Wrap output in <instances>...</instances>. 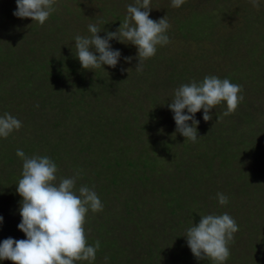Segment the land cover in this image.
<instances>
[{
	"label": "rangeland",
	"instance_id": "rangeland-1",
	"mask_svg": "<svg viewBox=\"0 0 264 264\" xmlns=\"http://www.w3.org/2000/svg\"><path fill=\"white\" fill-rule=\"evenodd\" d=\"M85 1L86 0H58L56 5H54L56 8L55 13L60 19V27H62V30L56 31L54 39H57L59 43H62V47L64 48L69 46L68 53L72 50L71 45H75V41H73V39L78 36L79 33H81L83 28L84 22L82 20L84 19H80L81 14L77 15V13L80 9L78 4H82V2L87 4ZM259 2L260 7L257 9L252 6L251 0H186V2L181 7L174 8L171 6V0H151V7L153 8L149 12V17L151 19L158 21L159 19L163 18L164 15L166 16L168 14L171 16L176 15V18L179 19L172 20L170 19L171 17H169L170 20H168V22L171 25V30L174 32V34L170 36V43L164 46H157V52L155 56L143 61V70L139 71L141 74L139 73V75L132 76V73L137 71L135 68L139 63L138 56L134 54L131 56L130 61L127 60L128 62H125L124 64L121 62V65L117 63L116 67L119 68L121 66L118 72L108 73V76L104 78L106 83L113 84V87H115V89L112 87L109 90L110 92L113 89L115 91L118 89V93L123 92V89L126 91H131V94L134 95V100L132 102L133 106L128 108H134V111L138 113L136 116L138 117L140 123H143L144 121L148 122L144 118L151 117L152 119L154 118L153 115H156L157 117L159 116L158 118H161L162 120L168 116H171L168 113L169 108H163V104L170 103L174 99V92L180 87L178 85H180L182 80L183 82H187V79L184 76L182 77L183 73L181 71H185L186 66L185 69H181L180 64L182 60H185L182 59L184 57L195 60L198 63V68H202L204 75L208 74L207 76H216V74L221 75L226 74V72H230L233 78L238 81L236 84L241 85V83H243L242 88L244 89V91L241 93L244 99L241 101L235 113L228 116L229 118H227V120H225L223 116V113L227 109L226 105V109L221 108L220 106L210 109L209 114L212 116V119L207 122L203 120L204 113L202 112V109L194 115V119L199 116V118L196 119L199 121L197 125L198 144H202V142L205 143V140L208 138L203 137V139H200L201 134L208 135L215 131H217L215 132L216 138L221 141L219 143H230L233 141L232 137H235V140H243V142H241V146L238 148L235 147L239 153L237 160L231 167V171L230 169H224L220 173L221 166L218 164V162L215 164L209 160H205L204 158H199L198 154L203 153L200 148H193V151L186 150L181 154L182 159L186 160V166L184 165V169L187 167L188 170H191L194 165H196L195 163H202L204 165L210 163L213 165L212 174H215L217 179L215 181V187L212 188L210 194L214 193L213 199H217V193H223L228 197L229 203L227 205H220L217 199L212 205L211 199L209 198V200H207V195L203 196L199 190L194 193V195L198 196V204H193L192 209L194 212H191L193 215L192 217L190 215L191 213H189L185 207L186 205H182L184 201L182 198H180V196H183V199L185 200L186 197L188 199L189 197L183 194V190H179L180 196L179 199L176 200L180 203V207L184 209L180 212V215L187 217L183 219L184 227L180 228L177 224V221L166 209L167 203L171 201L169 196L167 199L164 198L160 191L156 193H150L149 191L147 195H143L144 192L141 194L138 192L140 195L138 203L142 202V196H145L147 205L142 207L140 213L137 214V217H134V221L138 219L140 222V233L133 234L134 227L133 225H130V223L127 224L126 220L130 217L125 215L124 207L125 201L129 200L130 197L137 198V193L133 192V184L129 183L131 180V173L128 172L127 175L124 174L121 178H127L129 180H125L120 185L116 184L113 186V191H110V195H107V192L104 193V196H108L110 198L109 202H111V205L109 210L112 214H114V217H112V226L109 227L111 232L112 230L114 231L112 236L107 237H119V248L124 254L121 256L120 263L115 260L116 264H128L126 262L127 256L132 259L133 264H143V262L148 257L151 258L152 261H157L158 264H165V260L168 259V256H174V254L176 257H178V255L180 256L182 263V258H185L183 253L186 255V258L189 259L191 256H193V254L191 253V250H187V248H189L187 245V240L183 241L186 243V246L182 249V251L176 247H173L171 242L175 239L174 237L177 236V232L184 234L185 230L187 231V229L192 225H197L203 216L202 214L221 215L224 213L229 214L235 219L239 229L234 234V242L229 244L230 257L226 262H224V264H264V0H259ZM135 3L136 0H90L89 2L92 8L94 6L96 9L104 8L107 22V24H105L106 32H109L110 26L112 29L111 32L113 30L117 31L120 23L122 24L124 21L120 15L126 14L127 16V6L135 5ZM63 6L73 8V12L71 14L66 13L65 10H62L64 9ZM205 14L211 19L210 21H212L214 26L210 27ZM118 17H120L122 21H119L120 19ZM14 20L21 22L20 19L16 20L14 18ZM13 24V18L9 20L4 19L0 21V29L4 28V26H8L7 28H9V25L12 27ZM191 29L194 32L195 30L198 32L196 36L199 37L201 34H204L205 37L199 39H196V37H191L196 41L190 37L189 39L187 37L189 32L187 31H190ZM3 38L4 37H2V39ZM229 39L230 41L228 43ZM232 42H235L237 45L236 52L238 53H232L233 51L229 52L225 49V46ZM128 44L131 43H127V45ZM131 45L133 48H136L133 44ZM116 49H121V47L114 48V50ZM119 52L121 54L119 60L125 59V52L121 50H119ZM62 54L66 55L65 52H62ZM156 58H164V62ZM167 58L171 59V61H165ZM131 62L133 64H131ZM171 62H176L178 65H173ZM196 62L194 64H196ZM200 66H203L204 68ZM188 68H191V66H188ZM197 70L200 72L199 69ZM0 72L5 73V75L0 73V82L7 81V84L9 83L12 85L16 84V79L22 74L16 73V70H10L9 73L12 75V77L7 78L5 71L0 70ZM124 72L127 75L121 79L124 76ZM149 74L150 76H155L153 78L149 76L147 80H145L144 78H146ZM39 75L36 77L39 78ZM192 76L195 77L194 74H192ZM158 78H161L163 82L157 80ZM88 79L85 78L84 83H88ZM67 80L68 78L56 81L58 91L61 89L66 91V97L68 98V94L73 93L76 99H78L79 93L82 95H80L82 97L81 99L83 100L82 102L86 106H95V108L99 109L93 99L96 96L94 95L95 97H93L92 94L88 95L85 85L78 87V84L82 82H77L74 78L70 79L69 81ZM51 81L46 83L47 87L51 85ZM61 82H64L66 86L61 85ZM119 82L122 83V90L120 88ZM154 83L157 85L155 86ZM33 87L35 86L32 84L28 89L20 91L19 94H28L31 89H33ZM78 90H81V92ZM99 91L102 93L101 90ZM105 91L106 90L104 89V92ZM94 92L96 93V91ZM137 96L140 102L145 101L149 104L150 101L148 99L152 98V105H146L142 107L137 106ZM162 98H164L165 101L163 104L160 103L158 105H154L155 102H158ZM29 103L33 106L35 105L34 100H30ZM71 108H73V114H78L80 117L85 116L88 118L89 114L84 112L82 113V111L79 110L78 103L76 101L73 102ZM97 109H93L92 112H95ZM103 109L104 108H101V110ZM154 110L158 111L152 115ZM41 111L43 114H41ZM184 113L188 114L187 109H185L182 114ZM146 114H148V116ZM35 116V119L39 121V124L43 125L48 123L49 125L47 126H57L56 129L58 135L60 133H64V135L72 132L77 133L81 129V121L79 119L76 121L72 120L70 122V119L60 116L56 113V110L53 109H45V111H43L41 108L40 111L35 112ZM111 118L112 117H107L108 120H106V122H114L116 124L123 123L121 117L117 118L114 116L113 119ZM35 119H33V121L35 122L34 124L37 125ZM57 121H59V125L56 123ZM82 121H84V119H82ZM163 124L165 125V122H163ZM101 128H105V125ZM165 129L166 128H160V131L164 133ZM20 130L24 131L23 136L25 138L35 135L37 132V129L34 128V125L28 126L27 124H24L18 131ZM171 130L175 131V135L178 134L174 128ZM251 131H255L254 134L258 132V134L254 136L252 134L250 135ZM58 135L55 134V136ZM140 135L141 132H138V137ZM55 136L53 135L51 138L55 140ZM164 138L166 139L165 136ZM132 141L133 138L128 136V143H126V145ZM117 143V138H115V140L105 143L103 148H107L112 152H115V145H118ZM42 144L45 147V143L42 142ZM0 147L8 148L5 143L1 144ZM244 148L246 149L245 151L247 153L251 151H255L256 153L254 152L252 155L247 156L244 151L240 152V150ZM97 151H99V155L101 152L100 149ZM78 154L79 153L77 150H75L74 156ZM146 158L147 157H145V159ZM178 158L180 159V156H178ZM6 159L7 156H0V160L4 161ZM96 159L97 157L95 156L94 160ZM161 159L163 161L167 160L164 156H162ZM152 160L153 158L150 161H147L152 162ZM73 163L85 164V161L78 160L76 158L67 161L66 164H68L70 167H66L64 171L67 172L66 174H68V177L76 176L79 171L80 173H84L85 176L78 174L76 184H88L87 177H89L91 178L93 186L91 183L90 185L97 191L102 190L100 185L104 184L103 180L99 184V181H97L98 179L89 174V170L85 172L84 167H81L82 169H77L76 167L72 169L71 166H74ZM173 167L171 171H173ZM159 168H162V165H160ZM228 171H230V173L233 175L232 183L235 182L230 188L223 187V183L225 181H223L224 175L222 174ZM159 172L161 171H158V173L155 175V178L153 179L154 184L160 187L163 184L166 188L171 187L172 182L170 181H173L179 177V174L176 171L167 177H165L166 174L164 173V175L162 174L163 178H159V176H161ZM253 173L255 175H251ZM239 174L242 176L239 177ZM153 179L150 177L151 181H153ZM181 180L186 183L185 179ZM243 180L247 186L243 185ZM197 182H200L204 186L206 185V182L203 180H198L193 183L196 184ZM190 186L191 185L189 184V187ZM199 186L196 187V190H198ZM246 187L247 190H245ZM257 187H259V189L256 191ZM96 190L95 192L98 193ZM187 192L189 193V191ZM115 196L117 197L116 199H114ZM202 204H205L204 209L202 208ZM199 206L202 208V211L195 212ZM11 208V205L3 204L0 200V217H3V224H0V228H3L4 224H8L6 222H10L9 228H12L13 230H15V227L18 225V223L14 220L19 215L16 214ZM179 208H177V210ZM144 210L145 215L141 216ZM148 210H154L156 213L155 216L153 212L149 213L147 216L146 211ZM187 214L189 215L187 216ZM145 216L147 218L146 221L143 219ZM90 226L91 227L88 228V223H85L84 227L87 238L96 236V234H98L96 224L93 222ZM112 227L114 228L112 229ZM2 237H4V234H2ZM182 237L183 235H181V238ZM1 238L0 242H2ZM183 239H186V237ZM162 250H165V252H161ZM178 251L181 252L179 253ZM97 253V259H95L96 261H93L92 264H108V260H105V255L98 256ZM104 254H106V252H104ZM154 254L158 255L156 259L153 256ZM195 260L198 259L193 256V264ZM205 260H207V258H205ZM189 263L190 261H188L186 264ZM0 264H12V262L9 260H0ZM76 264H89V262L77 261Z\"/></svg>",
	"mask_w": 264,
	"mask_h": 264
},
{
	"label": "trees",
	"instance_id": "trees-1",
	"mask_svg": "<svg viewBox=\"0 0 264 264\" xmlns=\"http://www.w3.org/2000/svg\"><path fill=\"white\" fill-rule=\"evenodd\" d=\"M85 2L87 4H85L84 2H82V4H78L80 9L78 10L77 15L81 14L80 19H84L82 20L84 22L82 31L78 34V36L90 37L91 33L88 30V26L90 24H95L101 29V31L97 35L101 38H105L107 33L105 31V24H107V22L104 8L96 9L95 6L92 8L89 4L90 0H86ZM63 8L64 9L62 10H65L68 14H71L73 12V8L65 6H63ZM15 11L16 0H0V21L4 19L9 20L11 18H13L14 21L12 27H10L9 25V28H7L8 26H4L5 29L2 28L4 30L0 29V70L6 72L7 78L12 77V75L9 73L10 70H16V73H22L20 77L16 79V84L14 85L9 83L7 84V81L0 82V116H3V114L7 112L19 119L22 124L24 123L28 126L34 125V128L37 129L35 135H31L26 138L23 136L24 131L22 130L14 131L6 139L0 138V145L5 143L8 146V148L0 147V156H7L6 160H0V200L3 204L11 205V209L19 215L14 220L15 222H17L18 224L21 222L19 209L21 207L22 201V198L16 191L18 181L20 178H22L21 174L23 164V161L16 156L17 149L23 150L25 155L28 157L38 154L39 156H47L52 159L58 167L57 183L59 182V178H70L68 177V174H66L67 172H65L64 170L66 169V167H70L68 165L70 163L66 164V162L73 158L84 160L85 164L80 163L81 165H83L81 166L79 163H73L74 166H71L72 169L74 167H76L77 169H82L81 167H84L85 172L89 170V174L96 177L98 179L97 181H99V184L103 180L104 184L100 185L102 187V190L100 191H97L94 187H92V181L89 177H87L88 184L77 183L76 189L83 185H87L89 188H93L98 192L97 194L101 202L103 203L104 207L102 212L92 213L91 211H89L87 214L86 222L88 223V228H90V225L94 222L98 231V234H96V236L88 237L87 241L89 245H94L97 240L100 241V253L99 251H97V255H105V257H107L108 264H116V261L120 263L121 256H123L124 254L119 248V237H107L112 236V233L114 231L112 230L111 232L109 229V227L112 226L111 223L114 214H112L109 210L111 205V202H109L110 198L108 196H104V193L107 192L106 194L110 195L109 193L110 191H113V186H115L116 184L120 185L125 180H129L127 178H121L124 174L127 175L128 172L131 173V180L129 183L133 184V192L137 193V198L130 197L129 200L125 201L124 207L125 215L130 217L126 220V222L127 224L130 223V225H133L134 227L133 234L140 233V222L138 219L134 221V217H137V214L140 213L142 207L147 205L145 196H142L143 201L138 203V199L140 197L138 192H140V194L144 192L143 195H147L149 191L150 193H156L160 191L164 198L167 199V197L169 196L171 198V201L167 203L166 209L177 221V224L180 228L184 227L183 219L187 217L180 215V212L184 209L180 207V203L177 201L180 196L179 190H183V194L189 197V199L186 197L184 200L183 196H180V198H182V200L184 201L182 205H186L185 207L187 208L189 213H191L192 211L194 212V210L192 209L193 204H198V196L194 195V193L199 190L201 191L203 196L207 195V200H209V198L211 199L212 205L216 202L217 199H213L214 193L210 194L212 188L215 187L214 185L217 179L216 175L212 174L213 165L210 163L206 165L202 163H195L196 165H194L191 170H188L187 167L184 169V165L186 166V160L182 159L181 154L186 150L193 151V148H200L203 153L198 154L199 158H204L205 160H209L210 162L215 164L218 162V164H220L221 166L220 173L224 169H230L231 171V167L237 160L239 153V151H237L235 147L238 148L239 146H241V142H243V140H235V137H232L233 141L230 143H219L221 141L216 138L215 132L217 131H215L212 134L208 135L201 134L200 139H203V137H208L205 140V143L202 142V144H198L197 141L195 143H192V141L184 138L179 132L177 135H175V131L171 130L172 128L176 130V124L173 118L174 113L170 109H168V113L171 116H168L164 120L158 118L159 116L157 117L156 115H153L159 110L158 109L157 111L154 110L152 112L154 118L151 119V117L147 118L145 116L146 118L144 119H146L148 122L144 121L143 123H140L138 117L136 116L138 115V113L134 111V108H128L133 106L132 102L134 100V95L131 94V91L124 90L122 83L119 82L120 88L121 90L123 89V92L118 93V89L116 91L114 90L115 87H113V84L105 82L104 78L108 76V73L118 72L121 66L118 68L116 66L109 67L108 65H102V68L99 69H83L78 58L76 57L77 49L75 45H71L72 50L68 53L69 46L64 48L62 47V43H59L57 39H54L56 31L62 30V27H60V19L55 12L50 15L48 20L43 25H40L35 21L32 22L30 18H18L14 16L13 13ZM120 17L125 19L126 14L120 15ZM120 17H118L120 19L119 21H122ZM165 17L167 20H179L176 18V15L171 16L170 14H168ZM169 17L171 18L169 19ZM14 18L16 20L20 19L21 22L15 21ZM207 19L210 27L214 26L208 16ZM111 30L112 29L110 26L109 32H111ZM169 30H171V27L169 28ZM169 30L168 37L169 39H171L170 36L174 34V32L172 30ZM114 31L115 30H113L112 32ZM187 32H189L187 34L188 38L196 37V39H199L205 37L204 34H201L199 37L196 36V34H198L196 30L194 32L191 29ZM2 37L4 38L2 39ZM73 41H75V38L73 39ZM229 41L230 39L228 40V43ZM117 43H119V41H116L115 39L109 41L112 50H114V48L121 47V49L116 50L125 52V58H127V56L131 57L134 54L137 55L136 48H133L131 44L127 45L126 43L122 42H120L121 44ZM134 47L136 46L134 45ZM225 49L229 52L233 51L232 53H238L236 52L237 45L235 44V42L227 44V46H225ZM90 50L94 51V49ZM62 52H65L66 55H63ZM96 54L98 55V53ZM156 59L162 60L164 62V58ZM182 59L185 60H182V62L180 63L181 69H185L186 66L185 71L181 70L183 73L182 77L184 76L187 79V82H183L182 80V82L178 86L191 83L192 81H196L197 83H199L204 79L205 76L208 75H204L202 68H198V63L195 60L186 57ZM165 61L170 62L171 59L167 58V60ZM121 62L124 64L128 61L126 59H121L118 61V64L121 65ZM195 62L196 64H194ZM131 64L133 63L131 62ZM171 64L178 65V63L176 62H171ZM188 66H191V68H188ZM197 69H199L200 72H198ZM0 73L5 75L4 72ZM139 73V71H136L135 73H132V76L139 75ZM123 74L124 76L121 79H123L127 75L125 72ZM192 74H194L195 77H193ZM38 75L39 78L36 77ZM149 76L150 74L144 79L147 80ZM154 76L155 75L150 77L153 78ZM216 77L220 79H229L230 82L234 84H236V82L238 83V81L233 78L230 72H226V74L221 75L216 74ZM66 78H68L67 81L74 78L77 82H82L83 84H78V87L85 85L86 90L88 91V95L92 94L93 97L96 96L93 99L99 109L95 108V106H86L82 102V95L79 93L78 99H76L73 93L68 94V98L66 97V91L62 89L58 91L56 81ZM85 78H89L88 83H84ZM157 80L163 82L161 78H158ZM50 81L51 85L47 87L46 83ZM32 84L35 87H33V89H31L28 94H19L20 91L28 89ZM60 84L66 86L64 82H61ZM242 84L243 83H241V86L243 87ZM154 85L156 86L157 84L154 83ZM112 87L114 89L110 92L109 90ZM104 89L106 90L105 92ZM99 90H101L102 93H100ZM78 91L81 92V90ZM94 91H96V93ZM242 91H244L243 88ZM30 100L35 101L34 106L29 103ZM148 100L150 101V104L145 101L140 102L137 96L136 105L140 107L146 105L151 106L153 99L149 98ZM74 101L78 103V108L80 111H82V113L84 112L89 114L88 118L85 116L80 117L78 116V114H73V108H71V105ZM164 102V98H162L158 102H155L154 105H158L160 103L163 104ZM164 104L163 108H169V103L165 104V106ZM225 105L226 102H221L217 106L226 109ZM100 107L104 108L105 110H101ZM41 108L43 111H45V109L56 110L57 114L70 119V122L72 120L76 121L79 119L81 121L80 131L77 133H67L66 135H64V133H60L58 135L56 129L57 126H47L49 125L48 123H45L43 125L39 124V121L35 119V112L40 111ZM93 109L97 110L95 112H92ZM41 114H43L42 111ZM146 115L148 116V114ZM114 116L117 118L121 117L123 123L116 124L114 122H106V120H108L107 117H112L111 119H113ZM197 118H199V116ZM227 118L229 117L224 116L225 120H227ZM33 119H35L37 125L34 124L35 122L33 121ZM82 119H84V121H82ZM163 122H165V125L163 124ZM56 123L58 125L60 124L59 121H57ZM188 123L189 125H191V121H189ZM104 125L106 129L101 128L104 127ZM160 128H166L164 130V133L160 131ZM138 132H141V135L139 137ZM254 133L255 131H251L250 135L252 134L254 136L258 134V132H256V134ZM55 134H57L58 136H55ZM53 135L55 136V140L51 138L53 137ZM128 136H131V138H133V141L126 145V143H128ZM164 136L166 137V139L164 138ZM115 138H117L118 142V145H115V152H112L107 148H103V145L105 143L115 140ZM42 142L45 143V147L43 146ZM98 149H100L101 151L99 155V151H97ZM75 150H77L79 154L74 156ZM245 150V148L241 149L240 152L244 151L247 156H250L255 152L251 151L247 153ZM95 156L97 157L96 160H94ZM162 156H164L167 160L163 161L161 159ZM178 156H180V159L178 158ZM145 157L147 158L145 159ZM152 158L154 162L153 160L152 162H148ZM160 165H162V168H159ZM172 167L174 168L173 171H171ZM158 171H161L159 172L161 175L159 176V178H163L162 174L164 175V173L166 174L165 177H167L170 176L171 173L176 171L178 172L179 177L177 179H174L173 181H170L172 182L171 187L166 188L164 187V184L160 187L154 184L153 179L155 178V175L156 173H158ZM230 171L224 172L222 174L224 175L223 181H225L223 183V187L230 188L235 183H232L233 175L232 173H230ZM254 173L251 175H255ZM78 174L81 176H85L84 173H80L79 171ZM240 176L242 175L239 174V177ZM150 177H152L153 181L150 180ZM181 179H185L186 183ZM198 180L205 181L206 185L204 186L200 182H197L196 184L193 183ZM90 183L92 186L90 185ZM189 184L191 185L190 187ZM243 185H246L244 180ZM198 186L199 188L198 190H196V187ZM259 187L256 188V191L259 189ZM245 190H247V187L245 188ZM187 191H189V193ZM116 198L117 197L115 196L114 199ZM202 206V208L204 209L205 204H202ZM177 208L179 209L177 210ZM202 208L200 206L197 207L195 212H201ZM152 212L155 216L156 213L154 212V210L146 211V215L148 216V214ZM144 213L145 210L141 214V216L145 215ZM188 215L189 214H187V216ZM190 215L193 217L192 213ZM202 215L204 216V214ZM143 219L144 221H146V216ZM195 221L197 222L196 219ZM6 223L8 224H4L3 228H0V238L2 237V234H4V237L6 236L5 238H1L2 242L7 238H13L15 240L26 239L25 234L18 229V225L15 227V230H13L12 228H9L10 222ZM0 224H3V220L0 221ZM113 228L114 227H112V229ZM186 232V230L184 234L181 232H177V236H175V239L171 242L173 247H176L181 251L183 248H185L186 243L183 241L186 239L183 238L184 235L186 236ZM181 235H183L182 238ZM187 250H190V248H187ZM181 251L178 252L180 253ZM104 252H106V254H104ZM161 252L164 253L165 250H162ZM183 255L185 256V258H182V263L180 260V256L178 255V257H176V255L174 254V256H168V259L165 260V264H186L188 261H190L189 264H193V256H191V258L189 259L186 258V255L184 253ZM153 256L156 259L158 255L154 254ZM126 262L128 264H133L132 259L128 256ZM143 264L158 263L157 261H152L151 258L148 257L143 262ZM194 264H212V262H210V260L208 259H198L195 260Z\"/></svg>",
	"mask_w": 264,
	"mask_h": 264
},
{
	"label": "clouds",
	"instance_id": "clouds-1",
	"mask_svg": "<svg viewBox=\"0 0 264 264\" xmlns=\"http://www.w3.org/2000/svg\"><path fill=\"white\" fill-rule=\"evenodd\" d=\"M185 2L171 0V6L179 8ZM56 3L57 0H16L13 15L30 18L32 22L43 25L56 11ZM251 3L257 9L260 7L259 0H251ZM151 9V0H136L135 5H128V15L123 23H120L117 31L107 32L105 38L97 35L101 31L99 27L90 24V37H75L76 57L82 68L93 70L102 68V65L115 67L121 54L118 50H112L109 41L116 39L136 46L139 63L135 69L142 71L143 61L155 56L157 46L170 43L167 31L171 25L165 16L158 21L151 19ZM125 59L130 61L131 57ZM241 93V85L211 75L205 76L199 83L192 81L182 84L168 104L174 113L176 131L195 143L199 123L194 119L195 113L202 109L203 120L207 122L212 119L209 110L226 102L227 111L223 115H232L244 99ZM185 109L188 114H182ZM22 126L15 116L4 113L0 116V138H8ZM16 156L23 161L22 178L16 188L22 198L19 209L21 222L17 227L26 239L7 238L0 242V260H9L12 264H76L77 261L92 264L100 241L89 245L84 226L89 211H103L98 194L87 185L76 189L78 174L59 178L57 183L58 167L47 156L28 157L21 149H17ZM217 199L220 205L229 203L223 193H217ZM2 220L3 217H0ZM238 230L235 219L229 214H208L202 216L197 225L188 228L184 237L194 257L207 258L213 264H224L230 257L229 244L234 242V234Z\"/></svg>",
	"mask_w": 264,
	"mask_h": 264
}]
</instances>
